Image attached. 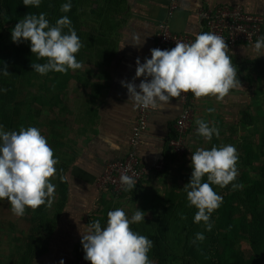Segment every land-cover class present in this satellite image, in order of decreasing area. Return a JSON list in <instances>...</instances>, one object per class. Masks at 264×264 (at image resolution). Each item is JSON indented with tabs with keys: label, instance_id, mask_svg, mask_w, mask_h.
<instances>
[{
	"label": "rangeland",
	"instance_id": "rangeland-1",
	"mask_svg": "<svg viewBox=\"0 0 264 264\" xmlns=\"http://www.w3.org/2000/svg\"><path fill=\"white\" fill-rule=\"evenodd\" d=\"M113 1L123 2L41 0L37 8L25 6L23 0H0V70L6 68L9 72L7 76L0 73V125L5 131L34 126L47 138L43 98H58L59 93V73L40 75L34 71L33 63L46 61L37 59L31 52L30 41H12L14 26L32 13H46L50 26L60 17L68 16L81 39L85 31L110 29L109 25L105 29V16ZM68 2L71 10L61 12V5ZM123 5L126 9L117 18L128 14V0ZM228 55L237 67L241 85L230 90L222 102L211 96L192 98L193 120L185 149L176 153L167 170L153 173L154 187L139 203L138 209L145 216L137 224L142 228L140 234L153 241L148 253L153 264H264V55L257 57L252 50ZM209 108L214 111L209 113ZM197 118L207 121L209 126L215 125L219 137L213 135L208 141L199 136ZM226 144L234 145L238 151L239 175L232 183L242 184L243 188L233 190L231 184L224 188L212 185L223 197V203L211 214L213 227L207 231L203 222L194 223L197 209L189 206L184 186L191 179L192 152ZM203 179L206 182L207 176ZM51 182L56 186V194L58 184L56 180ZM137 194L138 191L126 201L128 205L140 201ZM57 208L58 202L51 209L26 208L25 214L18 217L6 199L0 200V264H31L37 254H42L53 226L48 217L52 219ZM198 232L205 235V240L194 244Z\"/></svg>",
	"mask_w": 264,
	"mask_h": 264
},
{
	"label": "crops",
	"instance_id": "crops-1",
	"mask_svg": "<svg viewBox=\"0 0 264 264\" xmlns=\"http://www.w3.org/2000/svg\"><path fill=\"white\" fill-rule=\"evenodd\" d=\"M236 3L262 17L264 36V0H179L171 17L170 0H128V14L112 20L109 30L89 35L88 31L83 32L80 39L83 47L76 54L82 68L59 73L58 98H43L48 119L46 139L59 161L52 179L59 187L52 206L58 202V208L52 219L47 216L53 226L46 250L34 257L31 264L74 262L82 234L87 233L92 221L99 220L104 227L109 211L122 208L129 217L139 208V203L154 187V172H147L137 190L122 196L115 194L102 180L108 162L128 155L139 109L128 100L127 88L121 82L138 86L144 79L135 76L136 60L139 58L140 63H144L145 58H151L150 50L156 48L162 21L169 20L175 32L195 36L203 32L202 11ZM134 35L141 37L142 45L132 44ZM253 45L240 44L228 53L245 54L254 51ZM183 107L180 96L151 112L139 148L144 164L165 158L171 149L175 121ZM61 176L66 179L62 181ZM137 191L140 201H131L128 205L126 201ZM131 227L140 234L141 225L134 223Z\"/></svg>",
	"mask_w": 264,
	"mask_h": 264
},
{
	"label": "clouds",
	"instance_id": "clouds-1",
	"mask_svg": "<svg viewBox=\"0 0 264 264\" xmlns=\"http://www.w3.org/2000/svg\"><path fill=\"white\" fill-rule=\"evenodd\" d=\"M23 4L38 8L41 0H23ZM71 7L70 2L64 3L60 11L69 12ZM11 39L14 43L30 41L31 52L37 59L46 61L32 64L40 75L49 72L67 74L70 69L82 68L76 54L83 45L68 16L60 17L50 26L46 13L27 14L12 29ZM131 42L139 46L144 41L134 35ZM253 49L257 57L264 55V36L257 38ZM228 50L222 36L201 32L190 43L176 40L171 49L152 48L151 58H145L144 63H140L139 58L136 60L135 76L144 77L139 85L121 83L127 88L128 100L134 107L162 109L172 98L189 91L196 99L211 96L222 102L230 90L241 85ZM0 73L9 75L6 68ZM207 111L211 113L214 108ZM195 123L197 134L205 140L210 141L213 135L219 137L215 125L209 126L200 118ZM238 160V151L232 144L213 145L210 149L201 147L192 152L193 170L184 191L189 206L197 209L194 223L203 222L207 231L213 227L211 214L223 203V197L214 191L212 185L224 188L231 184L233 190L243 188L242 184L232 183L239 175ZM58 162L54 150L37 127L21 126L19 131H5L0 125V200L6 199L12 213L18 217L25 214L26 208L35 211L41 206L51 207L56 188L51 180L56 176ZM60 179L64 181L66 178L61 176ZM120 182L125 192H132L137 180L122 173ZM144 216L138 208L131 218L122 208H116L107 213L106 227H102L99 220L92 221L87 233L82 234L84 259L91 264H153L148 256L153 241L131 227L144 221ZM181 218L186 219V216ZM204 240L205 235L198 232L192 243ZM60 264H64L63 260Z\"/></svg>",
	"mask_w": 264,
	"mask_h": 264
},
{
	"label": "built area",
	"instance_id": "built-area-1",
	"mask_svg": "<svg viewBox=\"0 0 264 264\" xmlns=\"http://www.w3.org/2000/svg\"><path fill=\"white\" fill-rule=\"evenodd\" d=\"M179 6V0H170L169 16ZM203 32H213L222 36L227 43L228 52L240 44H253L258 37L263 34L262 17L258 14L248 12L245 7L236 3L233 5H221L214 9L202 11ZM195 36L188 33H178L172 29L169 20H164L159 24L158 42L156 48L171 49L175 47L176 40L190 43ZM150 79V77H149ZM183 110L175 121V136L170 140L172 152L179 153L185 149L189 130L193 120L192 101L190 91L182 93ZM151 108L139 107L136 121L133 126L129 141V152L125 158L116 159L108 162L102 176L103 183L117 195H124L120 177L126 173L137 180L133 189L137 190L144 181L147 172H159L165 169L167 160L164 158L152 164H144L139 155V148L142 139L148 129ZM129 192V191H128ZM83 248L78 251V255L71 264H91L84 259Z\"/></svg>",
	"mask_w": 264,
	"mask_h": 264
},
{
	"label": "trees",
	"instance_id": "trees-1",
	"mask_svg": "<svg viewBox=\"0 0 264 264\" xmlns=\"http://www.w3.org/2000/svg\"><path fill=\"white\" fill-rule=\"evenodd\" d=\"M120 1L125 2V0H120ZM123 2L122 3H120V2L116 3V2L113 1L112 2L113 6L112 7L111 6L108 7V9H107V13L108 14H106V16H105L106 21H107L105 29L108 28V25H110L112 20L115 21L117 19L118 13H120L123 9L124 10L126 9V5H123ZM87 17L89 18L90 16H87ZM91 18L93 19L94 16H91ZM95 21H97V18L95 19ZM94 29H97V28L95 27ZM100 31H107V30L90 31L89 34L95 33V32H100ZM89 34H87V35H89ZM192 98H194V95L190 92V99L192 100ZM174 136H175V130L173 131V135L171 137H174ZM175 157H176V154L174 152H172L171 149H169V151H167L166 156H165V159L167 160V163H166V166H165V170H167L170 167V165L174 162ZM50 230H52V229H50ZM47 243H48V237H47ZM47 243H46V247H47ZM82 248H83V246H82V243L80 242V244L78 245V248H77V254H78V250H81ZM45 249H44V251H45ZM38 255L39 254H37L36 256H38Z\"/></svg>",
	"mask_w": 264,
	"mask_h": 264
}]
</instances>
